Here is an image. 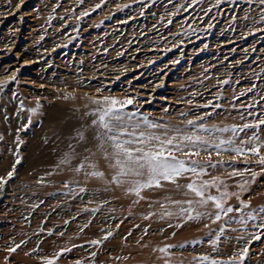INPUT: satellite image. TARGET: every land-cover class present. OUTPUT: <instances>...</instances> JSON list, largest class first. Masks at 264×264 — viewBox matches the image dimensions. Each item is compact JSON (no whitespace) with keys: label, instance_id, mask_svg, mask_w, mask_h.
Masks as SVG:
<instances>
[{"label":"rangeland","instance_id":"obj_1","mask_svg":"<svg viewBox=\"0 0 264 264\" xmlns=\"http://www.w3.org/2000/svg\"><path fill=\"white\" fill-rule=\"evenodd\" d=\"M261 17L260 0H0V81L15 76L0 87V264L53 258L56 264H199L195 258L203 255L239 262L244 248L243 264H264V229L258 227L264 222V166L254 155L213 151L212 162L224 164L209 167L203 179L219 177L239 193L229 206L242 207L239 200L251 205L229 214L236 219L215 223L177 215L172 201L196 199L185 187L196 179L190 173L177 178L179 187L163 182L140 199L127 184L106 182L113 169L97 146L80 152L72 166L56 163L79 142L59 123L90 125L91 98H134L126 111L187 132L195 131L187 121L198 116V123L219 129L264 115ZM252 131L239 133L237 143ZM255 131L264 138V126ZM85 155L99 163L105 179L75 171ZM193 159L203 164L209 157L201 152ZM234 169L243 176L232 175ZM244 181L249 183L241 190ZM198 210L216 211L211 203ZM249 212L257 219L246 226L236 222ZM215 235L221 238L214 247ZM168 245V253L159 251ZM63 249L70 251L61 254Z\"/></svg>","mask_w":264,"mask_h":264},{"label":"snow or ice","instance_id":"obj_2","mask_svg":"<svg viewBox=\"0 0 264 264\" xmlns=\"http://www.w3.org/2000/svg\"><path fill=\"white\" fill-rule=\"evenodd\" d=\"M82 2L83 0H81ZM219 2H222V0H218ZM260 2L264 4V0H260ZM97 7H100V5H97ZM261 19L264 20V17H261ZM11 80H15V76L0 81V87H7V84ZM228 82L224 80L221 83L227 84ZM248 91H252V88H249ZM244 94L243 92L240 93L241 96ZM91 99L92 103L96 105L95 109L87 113V115L94 117L90 123V126L94 129L92 139L96 141L103 159L113 169V175L110 180L106 181L107 183L117 186L127 184V192L143 199L142 193L145 189L162 188L164 186L163 182H170L179 187L177 178L190 173L196 179L187 183L185 187L196 199L172 201V203L179 206L177 215L184 217L187 221H200L205 216L213 219V223L220 221L223 217H228L229 221H231L236 218L229 216L230 213H243L244 209L251 207L250 202L244 200H239L242 207L234 208L229 206L228 201L232 197L239 199V193L229 191L225 181L219 177H212L210 179H203V177L210 175L208 172L209 167L216 168L217 164H224V161L212 162L211 156L213 151L217 156L222 152L234 153L236 156L251 154L258 157V163L264 166V151H262L264 150V138L255 131L264 126V115H259L256 120L246 122L242 126L232 125L219 129L215 127L209 129L206 124L198 123V120H203V116H198L197 120L187 121L189 126L195 128V131L187 132L181 128H168L166 125L157 123L155 120H150L147 115L139 114L138 118L136 112L126 111L125 109L128 105L134 104V98L118 99L116 97L104 96L102 98ZM204 106L208 107V105ZM214 107H219V105H214ZM248 107H251V105ZM31 111L36 112V109L33 108ZM206 115H210V113ZM241 119H244L243 115H241ZM246 129L254 131H252L250 137L241 139L240 143H237L239 133L244 132ZM217 131L220 133L230 131L232 136L228 139L220 137L210 139L200 134L210 133L214 136ZM77 137L80 141L88 140V136L84 131L78 132ZM109 148L111 151L108 150ZM85 151L89 150L85 149ZM201 152H206L209 157V160L203 164L193 159V157H199ZM177 153L181 154L184 158H180ZM77 155L75 149L72 148L70 152L65 153L60 164L71 165ZM75 171H84L86 175L105 179V172L99 170L98 164L88 155L83 157L81 162L75 167ZM245 171H248V169ZM12 174V172H9V177ZM232 175L243 176V172L234 169ZM252 175L255 177L257 173L253 172ZM4 182L6 183V181ZM248 183L249 181L240 183V189L245 190ZM213 188L216 189L217 195L212 194L211 190ZM80 191L83 192L85 189L81 188ZM209 203L214 206L215 213L198 210V208H206ZM185 205L187 206L185 207ZM162 207L166 206L162 205ZM259 212L264 213V206L260 207ZM164 215L171 217L173 212L165 211ZM145 218L147 219L148 217ZM249 219L256 220L257 214L249 212L246 217L241 215L236 222L246 226ZM261 219L264 220V217H261ZM258 227L264 229V222L259 224ZM232 230L236 231V229ZM224 231L225 229L222 227L220 233L223 234ZM111 235V232L107 233L104 239H108ZM210 235L213 234L210 233ZM220 238V235H215V238L212 240L214 247L218 245ZM255 239H260V236H255ZM91 243L98 245L101 241L94 240ZM16 247H19V245ZM171 247V245H168L160 248L159 251L161 253H168ZM9 251L15 252L16 248H10ZM63 251H70V249H63L61 254ZM247 252L248 249L244 248L239 262L236 261L235 257L229 261H224L211 258L208 255L195 259L199 261V264H243V258L247 255ZM47 264H56V261L54 258L48 259Z\"/></svg>","mask_w":264,"mask_h":264},{"label":"bare ground","instance_id":"obj_3","mask_svg":"<svg viewBox=\"0 0 264 264\" xmlns=\"http://www.w3.org/2000/svg\"><path fill=\"white\" fill-rule=\"evenodd\" d=\"M31 32V31H30ZM31 38V37H30ZM53 43V42H52ZM39 45H41V44H39ZM53 46V45H52ZM49 47V46H48ZM56 47V46H55ZM43 50V49H42ZM44 52V51H43ZM45 53V52H44ZM53 54V53H52ZM51 54V55H52ZM43 55V54H42ZM4 56V55H3ZM48 60V59H47ZM42 64H43V62H42ZM48 64V63H47ZM46 65V64H45ZM45 66H43V68H44ZM47 67V66H46ZM42 68V69H43ZM40 70V69H39ZM34 71V70H33ZM49 71V70H48ZM38 72V71H37ZM39 84V83H38ZM63 111L65 110V109H62ZM75 115V114H74ZM73 115V116H74ZM80 117V116H79ZM88 117V116H87ZM92 117V116H91ZM81 118V117H80ZM75 119V118H74ZM77 119V118H76ZM88 119H90V118H88ZM67 120V119H66ZM85 122V121H84ZM58 128L61 130V131H63L64 133H68V134H71V135H74L75 136V138H77L78 139V137H77V133L78 132H80V131H84L86 134H87V136H88V140L87 141H80L79 139V142L77 143V144H75L72 148H74L75 149V151H76V153L77 154H79L80 152H82V151H85V149H92V150H94L95 149V151L96 150H98L97 148H96V146H97V143H96V141L95 140H93L92 139V134H93V132H94V129L93 128H91V126L90 125H87L86 123H84L83 124V120H82V124L81 125H79V124H77L75 121H70V122H65V123H63V122H61V123H59V125H58ZM59 131V130H58ZM93 141V144L94 145H92V143L91 142ZM89 142L91 143V145H89ZM62 148V147H61ZM68 148H69V146H68ZM72 148H69L68 150H66L67 152H65V153H68V152H70L71 150H72ZM66 149H67V147H66ZM92 152V151H91ZM65 153L63 154V156L62 155H60L57 159H56V163H59L60 164V161H61V159L64 157V155H65ZM93 153V152H92ZM98 153V152H97ZM58 155V154H57ZM97 155V154H96ZM96 155H94V156H96ZM78 156V155H77ZM90 156V155H89ZM83 157V156H82ZM97 157V156H96ZM95 157V158H96ZM98 157H100L99 155H98ZM97 157V158H98ZM100 160H102L101 158H99L98 159V161L100 162ZM55 161V160H54ZM74 161H76V158L72 161L73 163H74ZM99 164V163H98ZM62 165V164H61ZM101 165V164H100ZM72 166V165H71ZM102 166V165H101ZM106 166V165H105ZM63 167V166H62ZM101 168V167H100ZM105 169V168H104ZM111 169V168H110ZM107 180V179H106ZM97 181V180H96ZM91 182V181H90ZM95 182V181H94ZM104 182V181H103ZM96 183V182H95ZM94 184V183H93ZM110 185H112V184H110ZM113 186H115V185H113ZM166 188V187H165ZM114 189V188H113ZM118 190V189H117ZM167 191V190H166ZM184 193V192H183ZM185 194V193H184ZM118 195V194H117ZM175 195V194H174ZM180 194L178 193V195L177 196H179ZM177 196H176V198H177ZM181 196V195H180ZM179 196V197H180ZM117 197V196H116ZM185 197V196H184ZM189 197V196H188ZM130 200V199H129ZM167 209V208H166ZM178 218V217H177ZM181 218H182V216H181ZM178 224V223H177ZM262 231V230H261ZM259 232V231H258ZM264 232V231H263ZM177 255V254H176ZM188 255H190V254H188ZM187 256V255H186ZM185 256V257H186ZM187 257H189V256H187ZM191 257V256H190ZM195 257V256H194Z\"/></svg>","mask_w":264,"mask_h":264}]
</instances>
